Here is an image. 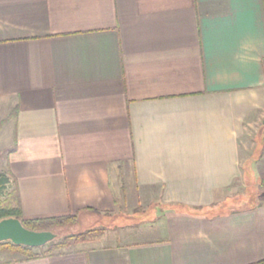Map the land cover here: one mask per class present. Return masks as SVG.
I'll use <instances>...</instances> for the list:
<instances>
[{
    "label": "crops",
    "instance_id": "0c3cea01",
    "mask_svg": "<svg viewBox=\"0 0 264 264\" xmlns=\"http://www.w3.org/2000/svg\"><path fill=\"white\" fill-rule=\"evenodd\" d=\"M263 120L264 0H0V172L23 218L160 208L155 229L0 264L263 259L264 195L222 208L264 180Z\"/></svg>",
    "mask_w": 264,
    "mask_h": 264
},
{
    "label": "trees",
    "instance_id": "16d2710c",
    "mask_svg": "<svg viewBox=\"0 0 264 264\" xmlns=\"http://www.w3.org/2000/svg\"><path fill=\"white\" fill-rule=\"evenodd\" d=\"M12 176L5 172H0V192L5 191L3 199L0 200V220L3 218L14 217L20 220L23 226L31 230H51L56 227H63L72 225L77 222V214H68L57 217L33 218L24 219L22 215L19 195L16 186L8 189V182ZM13 181V179H12ZM14 182V181H13ZM99 229H89L86 231L66 234L56 237L41 247H28L24 245H17L11 241L0 242L1 251H9L21 259H31L39 256L53 254L60 252L68 247L89 240L97 233H101ZM249 264H264V258Z\"/></svg>",
    "mask_w": 264,
    "mask_h": 264
},
{
    "label": "rangeland",
    "instance_id": "374dc122",
    "mask_svg": "<svg viewBox=\"0 0 264 264\" xmlns=\"http://www.w3.org/2000/svg\"><path fill=\"white\" fill-rule=\"evenodd\" d=\"M259 128L261 129V132L264 134V126ZM3 155H5L4 147H0V158L1 156L3 157ZM244 186L242 185L240 188L232 189L231 194L226 200L225 205L222 206L223 210L241 208L252 203L253 204L257 203L260 197L264 195V180L258 181L256 184L253 181L251 182L246 180V182H244ZM5 193H6L5 191L0 192V200L3 199ZM156 208L157 210H160V208L156 207L155 205L145 207L144 209H141L142 211L140 210V211L131 212L130 210H128V212H125L126 214L117 216L112 220L111 219L108 220L106 218L104 222L93 221L92 222L93 227H90L92 223H88L90 225L89 226L82 223V221L79 222L77 218V222L75 224L66 225L63 227H56L52 230L59 236H63L66 234L78 233L89 229H99L102 230L101 233L99 232L95 234L93 237H91L89 240L77 244H81L82 246L101 245V244H105L106 242H111L113 240L112 238L113 235L109 236L108 238L106 237L105 239L101 238L102 233L104 231L105 233L108 232V230H106L107 228L108 229L112 227L116 228V226L119 225L126 226L125 229H138V228L155 229L156 227H158L160 225V221L156 219V213H155ZM70 247H68L67 249H69Z\"/></svg>",
    "mask_w": 264,
    "mask_h": 264
},
{
    "label": "water",
    "instance_id": "95a60500",
    "mask_svg": "<svg viewBox=\"0 0 264 264\" xmlns=\"http://www.w3.org/2000/svg\"><path fill=\"white\" fill-rule=\"evenodd\" d=\"M264 125V120H263ZM56 234L51 230H31L14 217L0 220V242L11 241L17 245L41 247L52 241Z\"/></svg>",
    "mask_w": 264,
    "mask_h": 264
},
{
    "label": "built area",
    "instance_id": "2783aa9c",
    "mask_svg": "<svg viewBox=\"0 0 264 264\" xmlns=\"http://www.w3.org/2000/svg\"><path fill=\"white\" fill-rule=\"evenodd\" d=\"M14 185V182L12 180H10V182H8L7 186H8V189L12 188Z\"/></svg>",
    "mask_w": 264,
    "mask_h": 264
}]
</instances>
